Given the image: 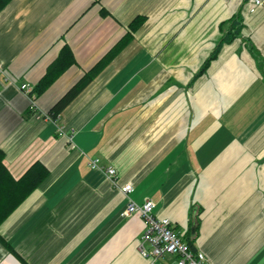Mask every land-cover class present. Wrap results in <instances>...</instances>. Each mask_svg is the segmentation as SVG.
<instances>
[{"label":"crops","instance_id":"crops-1","mask_svg":"<svg viewBox=\"0 0 264 264\" xmlns=\"http://www.w3.org/2000/svg\"><path fill=\"white\" fill-rule=\"evenodd\" d=\"M138 16L146 20L133 40L56 122L38 117ZM235 21L241 35L195 80ZM65 46L77 64L40 96L22 91L34 92ZM0 150L15 179L37 161L50 171L1 224L0 264H177L142 257L145 224L124 216L130 199L155 203L211 264H264V8L12 0L0 13ZM93 159L116 169L114 182Z\"/></svg>","mask_w":264,"mask_h":264},{"label":"trees","instance_id":"trees-1","mask_svg":"<svg viewBox=\"0 0 264 264\" xmlns=\"http://www.w3.org/2000/svg\"><path fill=\"white\" fill-rule=\"evenodd\" d=\"M12 0H0V13ZM145 16L136 17L129 25V31L118 41L78 82H76L48 113L53 119H58L62 112L87 88L97 74L105 68L119 53H121L133 40L134 33L145 23ZM242 26L238 21L233 23L231 30L219 41L216 49L205 61L195 80L203 76L212 61L216 60L221 47L241 35ZM254 53V51H253ZM76 59L72 50L65 46L58 58L53 61L45 75L35 86L32 95L40 96L47 91L69 68L76 65ZM31 95V96H32ZM49 169L41 162H35L25 174L15 179L5 165V153L0 150V226L1 224L49 177ZM189 247L196 251L194 244Z\"/></svg>","mask_w":264,"mask_h":264},{"label":"built area","instance_id":"built-area-1","mask_svg":"<svg viewBox=\"0 0 264 264\" xmlns=\"http://www.w3.org/2000/svg\"><path fill=\"white\" fill-rule=\"evenodd\" d=\"M249 4L251 13H256L259 8H264V0H249ZM21 90L29 95L33 93L30 84L22 85ZM31 99L34 101L33 97ZM38 117H42L49 122H56L49 114L39 115ZM59 131L61 133L62 129L59 128ZM89 165L92 169L105 172L109 179L114 182V178H116L114 167L105 168L101 166L99 159L91 160ZM120 190L128 197L134 192V186L126 184ZM155 206L152 201H147L144 205H138L130 199L124 211L125 217L136 215L142 218L145 224V231L139 242V252L142 257L155 263L162 257L172 255L176 256L177 264H211L202 252L192 251L189 245L183 242L169 219H161L154 214Z\"/></svg>","mask_w":264,"mask_h":264}]
</instances>
